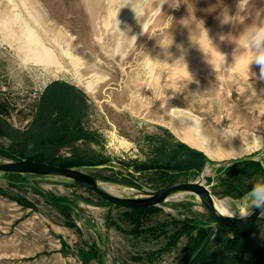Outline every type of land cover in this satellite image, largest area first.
Wrapping results in <instances>:
<instances>
[{
  "label": "rangeland",
  "instance_id": "1",
  "mask_svg": "<svg viewBox=\"0 0 264 264\" xmlns=\"http://www.w3.org/2000/svg\"><path fill=\"white\" fill-rule=\"evenodd\" d=\"M238 13L242 26L264 21V0H0V163L17 159L41 102L65 93L72 108L85 103L82 123L98 136L97 159L78 168L104 179L157 189L197 180L206 158L264 154V78L250 53L234 61L236 45L220 39L238 34L224 22ZM87 152L78 141L52 154ZM262 163L211 167L206 185L238 198L264 179ZM0 189V264H84L93 252L100 264H184L187 236L161 253L174 220L214 223L175 200L136 226L131 210L32 176H0Z\"/></svg>",
  "mask_w": 264,
  "mask_h": 264
},
{
  "label": "trees",
  "instance_id": "2",
  "mask_svg": "<svg viewBox=\"0 0 264 264\" xmlns=\"http://www.w3.org/2000/svg\"><path fill=\"white\" fill-rule=\"evenodd\" d=\"M65 88L70 89L68 86H65ZM54 89L55 86L50 87L47 94H54ZM66 97L65 93L57 99L53 98L54 100H43L41 102L33 127L20 136V144L15 146L19 148L14 152L17 159L24 158L46 162L63 168H78V166L92 164L97 159L95 152L90 148L98 136L84 127L83 117L80 116L79 106L81 104L85 105V103L82 100L81 102L75 100L78 106L74 105L75 108H72L73 105H70L74 100H71V102L63 100ZM55 114L58 117L54 118ZM14 139L17 143L16 136ZM78 141H83L89 148L86 158L91 160H84L82 159L85 158L83 156L57 159L52 154L54 149L73 145ZM193 156L195 158L193 166L198 168L203 157L198 153H194ZM247 164L261 168L260 162ZM237 166L229 169L233 170ZM0 192H2L1 189ZM3 195L17 201L24 207H30L26 200L14 198L4 192ZM51 201L60 204L59 201ZM148 210H155V208H143L125 211V213L133 218L132 222L137 226L141 224V216H144ZM173 223L176 224V231L171 236L172 246L165 248L161 253L170 251L171 247L177 246L183 236H187L189 239L186 246L188 255L183 259L184 264H264V218L253 221L244 227L232 229L221 226L215 231H213L211 225L204 222L202 224L174 220ZM94 256L98 258L97 253H94Z\"/></svg>",
  "mask_w": 264,
  "mask_h": 264
},
{
  "label": "water",
  "instance_id": "3",
  "mask_svg": "<svg viewBox=\"0 0 264 264\" xmlns=\"http://www.w3.org/2000/svg\"><path fill=\"white\" fill-rule=\"evenodd\" d=\"M263 160L264 154H256L229 161H215L206 158L203 161V166L199 172L197 180L157 189L141 185L135 186L114 182L91 174L85 168H63L46 162L33 161L24 158L0 163V176H32L42 178L52 183L84 189L92 192L108 203L125 210L160 207L164 203L175 200L191 202L204 208L209 213L214 220L211 227L213 231H215L221 226L232 229L244 227L253 221L262 219V217L253 215L244 221L219 217L214 211V204L218 198L206 185V178L208 177L207 170L211 167L217 169H229L250 162L262 163ZM92 168L102 167L96 166ZM109 185L117 188L130 189L131 192L126 195L115 194L108 190L107 186Z\"/></svg>",
  "mask_w": 264,
  "mask_h": 264
},
{
  "label": "clouds",
  "instance_id": "4",
  "mask_svg": "<svg viewBox=\"0 0 264 264\" xmlns=\"http://www.w3.org/2000/svg\"><path fill=\"white\" fill-rule=\"evenodd\" d=\"M240 3H238V7ZM224 22L241 26L237 35L228 34L220 37L221 40L227 39L236 45L234 61L250 53L252 56L250 65H257L260 68L259 78H264V21H254L247 26H242L238 13L235 17L224 19ZM205 31L207 32V30ZM240 40L245 42L243 46L238 44ZM252 74L253 76L256 75L255 73ZM165 210L171 211V209ZM214 211L219 217L239 221L247 220L253 215L264 218V179L258 180L238 198L218 199L214 204Z\"/></svg>",
  "mask_w": 264,
  "mask_h": 264
},
{
  "label": "crops",
  "instance_id": "5",
  "mask_svg": "<svg viewBox=\"0 0 264 264\" xmlns=\"http://www.w3.org/2000/svg\"><path fill=\"white\" fill-rule=\"evenodd\" d=\"M264 165V162L262 163ZM100 256V255H99ZM86 259L84 260V264H100L99 259L95 258L93 253L92 254H87Z\"/></svg>",
  "mask_w": 264,
  "mask_h": 264
},
{
  "label": "bare ground",
  "instance_id": "6",
  "mask_svg": "<svg viewBox=\"0 0 264 264\" xmlns=\"http://www.w3.org/2000/svg\"><path fill=\"white\" fill-rule=\"evenodd\" d=\"M11 29V28H9ZM108 190H110L111 192L115 193V194H120V195H123V194H128L131 192L130 189H124L125 191H121L119 190L117 187L115 186H107Z\"/></svg>",
  "mask_w": 264,
  "mask_h": 264
}]
</instances>
